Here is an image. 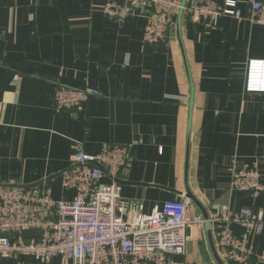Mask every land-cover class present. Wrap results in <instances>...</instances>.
<instances>
[{
	"label": "crops",
	"instance_id": "obj_1",
	"mask_svg": "<svg viewBox=\"0 0 264 264\" xmlns=\"http://www.w3.org/2000/svg\"><path fill=\"white\" fill-rule=\"evenodd\" d=\"M106 1L0 0V185L43 182L54 201H69L60 174L76 142L92 156L103 143L132 144L121 195L143 214L190 194L207 216L222 207L264 215V194L229 186L233 171L254 162L264 183V92L245 90L249 62L264 63V26L251 24L245 1L236 0L240 20L206 27L183 17L179 34L176 23L170 40L143 49L146 12L118 25L102 13ZM59 85L100 96L82 111L56 113ZM207 225L187 229L186 254L174 262L217 264L208 238L216 252L215 228ZM248 245L264 254V230H249Z\"/></svg>",
	"mask_w": 264,
	"mask_h": 264
},
{
	"label": "built area",
	"instance_id": "obj_2",
	"mask_svg": "<svg viewBox=\"0 0 264 264\" xmlns=\"http://www.w3.org/2000/svg\"><path fill=\"white\" fill-rule=\"evenodd\" d=\"M248 21L264 26V0H244ZM135 10L146 12L141 44L143 49L171 39L181 12L182 18L214 26L222 17L240 20L236 0H119L106 1L104 16L122 25ZM246 72L248 93L264 92V63L251 61ZM263 64V65H259ZM96 89H75L59 85L53 97L54 110L82 111ZM133 145L103 143L98 154L87 155L82 142L74 144L70 166L60 174V186L72 191L69 201H54L47 185L24 189L0 185V260L14 264H185L173 257L185 256L189 228H215L216 254L224 264H264V254L255 255L248 245V231L264 230V215L243 208L237 213L222 207L218 215L193 212L186 195L167 201L151 214L121 195L122 181L130 172ZM233 193L256 198L264 194L258 166L254 162L230 178ZM244 229L235 234L232 226ZM29 230L38 237H24ZM23 257L33 262H23Z\"/></svg>",
	"mask_w": 264,
	"mask_h": 264
},
{
	"label": "water",
	"instance_id": "obj_3",
	"mask_svg": "<svg viewBox=\"0 0 264 264\" xmlns=\"http://www.w3.org/2000/svg\"><path fill=\"white\" fill-rule=\"evenodd\" d=\"M184 3H185V0H182V5H184ZM181 18H182V15H181V12H180V13H179V16H178V18H177V32H178V34H179V29H180ZM49 179H50V178H49ZM49 179H48V180H49ZM48 180H46V181H48ZM42 183H43V182H38V183L33 184V185H30V186H21V187L24 188V189H30V188L38 187V186H40ZM186 197L189 198V199L192 201V203H193L195 206H197V207L201 210L203 218L206 219V218H207V214L205 213L204 210H202V208L200 207V205H198V203H196V201L194 200V198H192V196H191L190 194H186ZM207 226H208V225H207ZM39 234H40V233H39V231H37V230H29V231H25V232H23V233H22V236H24V237H38ZM208 234H209V232H208ZM0 236H1V237H9L10 240L12 241V238H11V237L16 236V234H4V235H0ZM208 238H209L210 249H211V251H212V254H213L214 259L216 260L217 264H224V263L221 262V261L219 260V258L217 257V254H216V252H215V250H214V247H213V243H212V240H211V236H210V234H209V237H208Z\"/></svg>",
	"mask_w": 264,
	"mask_h": 264
}]
</instances>
